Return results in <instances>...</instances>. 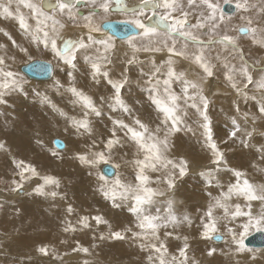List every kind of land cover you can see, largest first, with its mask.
Returning <instances> with one entry per match:
<instances>
[{"label": "snow or ice", "instance_id": "6c2138e0", "mask_svg": "<svg viewBox=\"0 0 264 264\" xmlns=\"http://www.w3.org/2000/svg\"><path fill=\"white\" fill-rule=\"evenodd\" d=\"M116 2L119 4L121 0ZM224 2L228 3L229 0ZM12 4L13 0L0 3V15L18 22L19 28L29 39V46L17 43L8 33H4L11 44L0 43V50H4V54H0V104L6 103L4 97L8 92H22L26 82L12 70L9 62L15 63L18 56L27 63L34 62L31 45L38 49L42 46L45 52H50L57 62L55 67L60 72H66L68 86L65 91L73 97L72 102L81 107L82 115L79 118L68 116L57 109L47 96H41V103L59 112L67 126L77 134L91 138L92 143L85 144L73 159L81 167L89 169L90 175H96L97 191L111 202L112 208L126 207L132 217L130 226L113 230L103 215H80L75 224L62 222L63 232L92 231L94 221L96 229L101 225L109 229L107 234L100 232L98 237L93 235L94 241L131 238L142 251L147 252L148 264H199L188 255L191 250L188 237L175 233V229L181 225L191 226L193 219L188 214L178 217L173 211L174 200L171 197L166 198L162 206H157L161 202L156 199L174 190L176 179L184 177L189 170L186 158L171 155L176 147L174 138L183 132L196 136L201 148L208 154V165L200 173L208 177V184L222 171L230 172L233 177L226 190L218 195L212 196L211 191L208 192L210 201L198 217L199 238L213 241L230 237L228 244L231 254L251 252L245 247L244 238L253 227L264 231V184L256 185L248 179L247 172L233 167L220 144L227 146L236 144L238 140L243 148H248L257 120L264 121V0H235L239 13L237 19L241 21L238 24L233 23L232 17L223 14V5L219 0H139L130 8L127 5L123 7L124 12L131 14L129 23L139 30L142 44L137 48L136 41L128 38L133 55L127 63H136L135 53L140 51L167 53L159 63L155 58L150 59L152 69L142 86L148 89L152 106L147 119L143 115L133 114L122 98V89L130 83L129 70H122L120 78L113 79L107 68V64L111 63L108 54L114 48L112 38L95 35L101 32V24L96 18L107 21L112 0H17L14 11ZM21 6L29 9L30 17L21 12ZM81 7L89 10L87 15L80 12ZM145 9L152 13L147 22L143 19ZM256 16L260 18L258 22ZM29 19L34 21V25L29 23ZM67 24L81 29L77 38L64 37L62 30ZM93 49L94 52H91ZM213 52L215 55H212ZM81 59L88 66V75L93 82L100 83L103 79L110 86V95H101L96 100L76 86L75 73ZM182 61L193 66L190 72L182 69ZM46 63L49 74L53 75L54 66L50 61ZM53 79L57 89L65 87L55 76ZM173 82L180 83L179 93L173 90ZM215 82H222L225 89L234 94L231 101L234 114L230 116L232 128L226 134L227 138L219 143L210 114L211 102L205 94V85L211 90ZM237 98L254 101L253 106L257 111H242ZM105 104L111 113L108 120L113 127L97 134L89 117L102 118ZM117 112L122 115H114ZM123 115H127V121L122 118ZM191 116L196 117L193 121L195 128L188 123ZM241 121L244 124L251 121L252 130L242 128ZM36 144L43 147L39 138ZM0 151H6L5 144L0 143ZM120 152H123L120 158L124 164L132 168L131 180L126 181L122 177L118 171L120 164L114 162V156ZM257 152L259 160H250L247 166L264 172V147L257 149ZM127 156L130 159H124ZM100 164L108 166L111 178L98 168ZM10 165L13 169V178L9 181L11 191L23 190L26 182L35 180L37 183L33 191L37 195L53 199L59 195L50 186L59 188L60 181L52 175L42 174L32 161L12 157ZM254 201L261 205L258 215L252 212ZM218 209L223 210L222 217L216 215ZM66 211L72 215L75 210L68 205ZM221 219L224 221L223 232L220 231ZM173 240H182V244L173 245ZM90 247L96 248L97 244L93 243ZM173 247L176 253L170 251ZM36 250L42 256L51 255L53 260L60 259L55 249L50 251L47 245H41ZM89 251L90 248L79 241L72 248V252L77 253L88 254ZM215 251V248H209L207 255L212 256ZM251 261L254 264V253ZM84 264L89 262L86 260Z\"/></svg>", "mask_w": 264, "mask_h": 264}, {"label": "bare ground", "instance_id": "6f19581e", "mask_svg": "<svg viewBox=\"0 0 264 264\" xmlns=\"http://www.w3.org/2000/svg\"><path fill=\"white\" fill-rule=\"evenodd\" d=\"M16 2H17V0H13V4H12L13 11L16 8ZM33 2H37V0H33ZM250 2H258V0H250ZM0 3H7V0H0ZM137 3H139V0H125L124 3H122V7L127 5L130 8ZM115 4H117V3H115ZM120 7H121V5H120ZM20 10L22 13L26 12V13H23L25 16L30 17L29 9L21 6ZM87 11H89L87 8H85V7L82 8V12L84 15L88 14ZM145 12H147L146 13L147 15L145 14L143 19L145 20V22H147V18L151 17L150 15H152V14H150V11L147 9H145ZM238 15H239V13L237 12L233 16H230L233 18V23L236 21ZM259 19H260L259 16L255 17V20L257 22L259 21ZM30 21L32 23H34V21H32L31 19H30ZM70 26L75 27L74 31L70 30ZM68 30H70V32ZM62 31H63L64 37L66 39H70V38H72V35L76 36L78 34V36H79L81 29L76 27L75 25L67 24ZM5 32L8 33L14 40L18 41L19 44L26 43L29 46V39L22 32V30L19 28L18 22L14 18H9V17H5L3 15H0V43L6 44V45L11 44V42L8 40V37L4 35ZM95 35L102 37L103 34L101 33V35H99V33H96ZM106 36L111 37V38L112 37L115 38L114 36H111L109 34H107ZM106 36H105V38H107ZM134 36H137V35H134ZM134 36H131V37L133 38ZM75 38H77V37H75ZM133 39L136 41V46L138 48H140L142 46L141 38L139 37V38H133ZM113 41H115V40H113ZM126 41L128 44V38L126 39ZM144 43H146V40L144 41ZM90 51L94 52V49L90 50ZM31 52H32V54H35V55H40V56H44V57H47V56L53 57L50 52H45L43 50L42 46L38 49L35 45H31ZM0 54H4V50H0ZM212 55H215V52H213ZM20 59H23V57L18 56L16 61L20 60ZM16 61H15V63H16ZM81 62L83 63L84 60L81 59L79 61V63H81ZM9 63L11 64V67L13 68V65L15 63H12V62H9ZM182 64L185 65L184 68L186 67V69H187V67L192 68V65H190L187 61H182ZM135 72L137 74L138 81L130 82L129 84H127L122 89V98L125 101V103L129 106V108L132 110L133 114L143 115L144 118L147 119L148 118L147 114L152 112V106H151L150 101L147 97L148 96V93H147L148 89L146 87H142L144 85V82H145L143 78L146 74L144 72V68H136ZM111 73H112L113 79H119L120 78V75H121L120 71L116 70V72H111ZM82 82H84V80H82ZM172 87H173V90L176 91L177 93L180 92L181 86L173 84ZM80 88H82L84 91H86L84 85H80ZM137 88H138V90H136ZM87 90L89 91V95L93 96V98L96 100H98L99 96L104 95V93L111 92L110 86L107 85V83L105 81H103V79H101L100 83H96V84H95V82H93L91 80L90 86ZM24 93H25L24 88H23L22 92H20V91L8 92V94L4 97V99L6 100V103L0 104V115L2 116V118L4 120V122H0V132L3 134L2 136L0 135V143L5 144V146H6V151H0V185L2 187L0 193L10 191L9 181L13 178V169L10 165V161H11L12 157H15L17 159L23 158L26 161H32L42 174H49V175L56 177L60 181L59 188H54L52 186H50V188H51V190L57 191L59 193V195L55 199H53L51 197H47V196L37 195L33 191V189L36 186L35 185L33 187V185L35 183H37V182H35V180H32L33 181L32 183H34V184L31 186V188L33 187V189H32V191H30V193H29L30 195H27L26 197H23V195L21 197L19 195V194H22V192H24L23 190L22 191L21 190L15 191V193L12 195L11 198L9 197V195L7 196L5 194H3V195L1 194L2 195L0 197V228H1V230L7 236H9V238L11 237L15 243L18 244L17 246H15V248H12V250H13V252H15V254L20 253V254H23L26 256H28V253H31V254L33 253L35 255L39 254L36 249H37V247H39L41 245H47L49 247L50 251L52 249H55V251L57 253L60 250H63L65 248V245L57 243V240L58 239L60 240V238H61V240L62 239L69 240L70 242H66V244L70 243L71 247L76 246V241H79L85 247H89L90 251L88 254H86L87 255L86 258L92 262H106V260L112 259L113 256L115 255L114 253L118 249L117 247H119L118 246L119 244L117 245V247H115L116 243L114 244V241H116V240L112 241V243H111L112 239H110V240L105 239L104 241H100L99 239H96L94 241L93 235L98 237L99 235H97V233L99 234L100 233L99 231L101 230V229L96 230V226L93 227L92 231L85 230V231H77L75 233L63 232V234H60L56 230L54 232V229L63 228L62 222L71 221L73 224H75L78 216L82 215L81 210H79L80 213H77L76 211H74V213L72 215H68V213L66 211L68 204H66V205H64V204L69 202V201L71 202L72 201L71 199H73L74 197H77V195H78V193L76 195H73V194L69 195L68 191L69 190L70 191L76 190L78 188V184L81 183V182H79L77 184V186H75L74 183H71L70 181L68 182L69 179L67 177H69L68 174H70V173H71V175L72 174H79L80 176H83L80 173V170H82L83 173H85V174H89V169L79 166V168H73L64 174L61 173L60 171H58V169H54V172L50 174V163L47 161V159L45 157L46 154L42 153L36 147H34V145L31 144L33 138H29L27 136L25 130L29 126H34L31 123V122H34L35 124H43V125L45 124L46 131L45 130L44 131L50 133L49 124L51 125L52 130H53V126L55 124H57L58 129L53 130V133H55V134L57 133L55 136H63L64 135L67 137V145L69 146L68 147L69 149L67 148V150L62 154H69V156L73 162H78L77 160L73 159V157H74L76 151L79 149V147L83 144H86V136H81V135L77 134L75 132V130L71 129L69 126H67V124L64 125V129H63V117L60 115H56L57 111L53 110V108L50 109V115L53 116L54 123H52V121L50 122V120H44L40 116H36L34 118L31 115H29L28 113H29L30 109L25 106V102L22 100V98L27 99V97H26V95H24ZM72 100H73V97L71 96L68 99H66L65 102H63L61 104V106L57 109H61L63 111L65 109H67V110L70 109L71 112L79 118L82 115L81 107L77 104H74L72 102ZM104 113L105 114L102 118H98L95 116L89 117V119L91 120L92 125L94 127V130L97 134L102 132V131H106L107 129H110L113 127L111 122L108 120V116L110 115V113L108 111L107 104L104 105ZM118 113L119 112L115 113L114 115H119ZM58 116L61 117V119H62V121L60 123L56 122ZM124 118H126V121L128 120L127 115H124ZM55 136H54V138H55ZM54 138H53V140H54ZM98 138H100V137L97 135V139ZM49 143H50V139L48 141V144ZM174 143H175L176 147H175L174 152L171 155H174L177 157L183 156L184 158H186L189 162V170L191 173H193L195 170H197V167H194L193 163L199 162L202 158H204L203 155L194 154L195 136L192 135L191 133L185 134V133L181 132L178 134V138H174ZM230 145L233 148V158L236 159L238 162V165L236 167H239L242 171L247 172V175H250V178H248V179L251 181V179L253 177L258 175L257 173H254V172H259V171L248 167L247 164H248V161L252 160V158H257L259 160V153L257 152V149H260L262 147H254L251 149L243 148L239 144L238 140H237L236 144H230ZM121 156H123V152L116 154L114 156V162L120 164L122 169H125V171H123L121 173L122 177L126 181L131 180L133 178L132 168L130 166H126L124 164V161L120 158ZM124 159H130V156L124 157ZM102 166L103 165H101L99 168L101 169ZM93 178L94 179H92V180L85 178L87 181H82L81 184H83V182H84V184L86 186L85 187L83 186L81 189H83V190L85 188L91 189V186H92L93 187L92 190L96 191V189H97V178H96V176ZM255 178H258V177H255ZM196 181L198 183V178L196 176H192V175L185 176L184 178L182 177V178L176 179L174 194L181 193V198H180L179 202H177V201H175L176 196L174 197V199H173L174 200L173 211L178 217H182L184 214H188L193 219V216H194V215L192 216L193 210L196 211V208L198 206L197 205V199L201 198V197H203V198L209 197L208 196L209 191H211V193L213 195H217V193H216L217 187H215L216 190H214L212 185H209L208 187H206L207 186L206 184H199L198 183V185L196 186ZM229 182H232V181L229 180L225 184L223 183L222 186L218 189H225L226 190V187H227ZM202 185H206L205 186L206 188H203L204 186H202ZM153 186H155V185H153ZM81 193H84L85 197L90 196V194H91L90 190H88V192L80 191V194ZM86 194H89V195H86ZM61 197H63V198H61ZM95 198L98 199L99 201H101L102 204L106 205V208L108 210L114 209V208H112L111 204H108L104 200H101L98 197V195L97 196L91 195V197H88V198L83 200L85 206L88 207L87 209H89V207L98 208L97 203L95 201ZM10 199H16V201L13 203H8L7 200H10ZM108 202H110V201H108ZM233 202H235V198H233ZM71 206H73V205H71ZM157 206H159V205H157ZM122 208L127 209L126 207H122ZM75 209H77V208H75ZM98 209L96 211L93 209L92 210L89 209V211H95L94 215H96V214H98L97 213ZM152 211L154 212L155 209L153 208ZM87 213H89V212H87ZM108 213H109V216H110V214H113V220L110 219L115 224V225L111 224L113 226V230H116V229L121 230L125 226H130V223L126 221V220H129L131 218L128 211L125 213V216L122 214H119L117 212V209H115L113 212H107V214ZM107 214L104 213V211H102L100 213V215H103L105 217V219L108 220L109 216ZM74 217H75V219H73ZM194 218H195V216H194ZM244 219H246V218H244ZM193 223H194V221H193ZM183 226H186V228H187L188 225L184 224ZM177 229L178 228H176L175 230H177ZM170 230H172V229H170ZM189 230H191V229L189 228ZM25 232H28V233H25ZM186 236L193 238L194 237V229L189 231L186 234ZM50 238H51V241H50ZM228 241H227V244L223 248V253H226L227 255H231V253L229 252ZM123 242L126 243L125 240ZM178 242H180V241H177V240L172 241V243H178ZM93 243L97 244L96 248L90 247ZM120 243H121V241H120ZM121 244H123V243H121ZM134 244L138 245V243H136V242H134ZM134 244L131 246V248L129 246V249H127L125 254L123 253L124 256L122 255V257H125V259H129L130 255H131V251L134 253L140 254V251L138 250L137 246H134ZM124 245H126V244H124ZM124 245H123V247H124ZM128 245H130V244L128 243ZM67 246H69V245L67 244ZM12 250H10V251H12ZM118 252H120V251H118ZM121 253H122V250H121ZM58 254H60V253H58ZM137 254L135 256H131V258H134V259L140 258V256ZM39 255H41V254H39ZM118 255H119V253H118ZM65 257L68 258L69 256H65ZM72 257H70L68 259H72ZM40 258H44V257L41 255ZM114 258L116 259V257H114ZM3 260L6 261V259H3ZM116 262H118V261H116ZM125 263H129V262H125ZM81 264H84V261Z\"/></svg>", "mask_w": 264, "mask_h": 264}, {"label": "rangeland", "instance_id": "374dc122", "mask_svg": "<svg viewBox=\"0 0 264 264\" xmlns=\"http://www.w3.org/2000/svg\"><path fill=\"white\" fill-rule=\"evenodd\" d=\"M124 1L125 0H123L122 2L124 3ZM219 2H220L221 5L231 4L235 8V0H229L228 3H225L224 0H219ZM115 3H117V2L112 0V7H115L116 10H111L110 9L109 13L107 14V21L106 22L119 21V22H128L129 23V20L131 19V16H130L131 14L124 12L121 9L120 5L118 3L117 4H115ZM82 8L83 7L80 8V12H82ZM221 11H222V9H221ZM237 12L238 11L235 8L233 13L228 14V13L223 12V14L227 17V16H233ZM23 13H26V12H23ZM87 13H88V11H87ZM146 13L147 12H145V14ZM82 14H83V12H82ZM150 14H152V13L150 12ZM101 15H104V14L101 12ZM150 16H152V15H150ZM96 19H97V21L100 24L105 22V21H101L99 17H97ZM29 23L34 24V23H32L30 21V19H29ZM238 23H241V21L236 19L234 24H238ZM74 28L75 27L70 26V30L74 31ZM70 30H68V31L70 32ZM101 33L104 35V36L102 35L101 38H103V37L105 38L107 33H105L102 29H101V32L99 33V35H101ZM75 37H78V34L76 36L72 35V38H70V39H73V38L75 39ZM106 37H108V36H106ZM133 38H139V35L137 34V36H134ZM126 39L118 40V39L112 37V43L114 45V48L108 54L109 59L111 60V63L107 64V68L111 72H116V70L121 72L124 69H128L129 71L127 72V75L129 77L130 82L138 81V77H137V74L135 72V69L136 68H144V72H145L146 75L144 76L143 79H144V81H146L147 78H148L147 74L150 73V70L152 69V65L150 63V59L151 58H155L157 63H159L161 58H166L167 53L166 52H164V53H147V52L140 51V52L135 53L136 63L129 65L127 63V60L132 58L133 53H132V49L128 46ZM113 40H115V41H113ZM16 42L18 43V41H16ZM8 45H10V44H8ZM22 45H24L26 47L28 46V44H26V43H23ZM260 54L261 53H257V55H260ZM32 55L34 57V61H44V62L50 61L52 63V65L54 66V71H53V75H51V77L49 78L50 80L48 79V80H39V81H37V80H32V79L28 78L21 71V68L23 66L29 64V63L26 62V60L24 58L20 59V60H17L18 62L16 61V63L13 65L12 70L15 71L20 78H22L24 81H26L24 83L23 88H24V91H25L24 95H26L27 99L26 98H22V100L25 102V106L30 109L28 114L31 115L34 118L36 116H40L42 119L50 120V122L52 121V123H54L53 116L50 115V109L52 107L50 105H48V104L41 103V96H47L48 99L51 101V103L53 105H55L56 108H59L61 106V104L63 102H65L66 99L71 97V94L65 91V88L68 86L67 85V75H66V72H60L59 68L55 67L57 62H56L54 57H50V56L44 57V56L35 55V54H32ZM184 66L185 65L182 64V62H181V67H182L183 70H188L190 72V70L192 69L190 67H187V69H186V67L184 68ZM53 76H55L56 79H59L61 81V83L65 87L57 89L54 86ZM75 76H76V86L80 88V85H84V87L86 89L85 92L87 94H89V91L87 89L89 88L92 79H91V76L88 75V66L84 62L83 63L82 62L78 63V71L75 73ZM162 78L163 77L161 76V79ZM82 80H84V82H82ZM173 84L181 86L179 82H175V83L173 82ZM136 90H138V88ZM213 92H218V93L221 92V93L219 95H212ZM147 93H148V96H149V91H147ZM225 93H227V94H225ZM110 94H111V92L104 93L105 96H108ZM205 94L208 95V98H209V100L211 102L210 114H211V118H212V121H213L214 132H215V135H216L218 143H219L220 140L227 138L226 134L232 128V125H231V122H230V116L232 114H234V110L231 108V101L233 99V95L234 94L228 92L225 89V87H224L222 82H215L212 85L211 90H209L208 86L205 85ZM237 99H238V102H239V105H240V108H241L242 111H249V112H256L257 111V108H255L253 106L254 103H255L254 101H247L246 102V101H244L241 98H237ZM64 112L68 116H76V115H74L71 112L70 109H68V110L65 109ZM118 114L119 115H116V116H121L122 115L121 113H118ZM56 115H59V113L57 112ZM122 118L126 120V118H124V115L122 116ZM195 119H196L195 116H191V118L188 121V123L191 124L194 128L196 127V125L193 123V121ZM61 121H62L61 117L58 116L56 122L60 123ZM0 122H4V120H3L1 115H0ZM31 123L34 126H29L25 130V132H26V134H27V136L29 138H33L31 144L34 145V147H36L39 151H41L42 153L46 154L45 157H46L47 161L50 163V174L54 172V169H58V171H60L61 173L64 174V173H67L69 170H71L73 168H79V166H80L79 162H73L72 159L70 158L69 154H62V153H64L67 150V148L69 146L67 145V137L66 136H64V135L63 136H55L57 133L56 134L53 133V130L58 129L57 124H55L53 126V130L51 129V125L49 124L50 133H48V132H45L46 131L45 124L44 125L43 124H35L34 122H31ZM65 124H67V123H66L65 118L63 117V129H64V125ZM241 125H242V128H246L248 130H252V127H253L251 121H249L248 124H244L243 121H241ZM0 135L2 136L3 134L0 132ZM54 136H55V138H54ZM37 138H39L42 141V143H43V147L42 148L41 147L39 148V146H37V144H36V139ZM53 138L61 140L64 143V148L61 149V150L57 149L53 145ZM49 139H50V143L48 144ZM90 143H92V140L88 136H86V144H90ZM249 144H250V146L248 147L249 149L254 148V147H264V121L257 120V122L255 124V132L253 133V136L250 138ZM84 145L85 144L81 145L78 150H83V146ZM220 147H221L222 150L225 151L226 156H227V158L230 161V164L233 167H236L238 165V162H237L236 159L233 158V148L231 147V145L229 144V145L226 146L223 143H221ZM53 153H55L56 155L54 156ZM194 154L203 155L204 158H202L199 162L193 163V166L197 167V170H195L196 172L194 171L193 173H191L190 170H188L189 172H187V174L185 176H189V175L196 176L198 178V183L199 184H206L207 185V186L206 185H202V186H204L203 188H206L209 185H212L214 190H216L215 187H217V192L216 193L218 195L221 190H225V189H218V188H220L222 186L223 183L225 184L229 180L233 181L232 174L230 172L229 173H225V172L222 171V172L216 174L215 179L212 181L211 184H208L207 183L208 177L207 176H201V174H200L204 170V168L208 165V159H207V155L208 154L201 148L200 142L197 140L196 136H195ZM172 156H174V155H172ZM174 157H177V156H174ZM253 159L258 160L257 158H252V160ZM101 165H104V164L98 165V168ZM118 171L120 173H122L123 171H125V169H122L121 166H120ZM93 172H95V170H93ZM80 173L83 176H80L79 174H72V175H71V173L68 174V176H69V177H67L69 179L68 182L70 181L71 183H74L75 186H77V184L79 182L82 183V181H87L86 179L92 180V179H94L93 177L96 176L94 174L93 175L85 174V173H83L82 170H80ZM254 173L258 174L257 176H255V177H258V178L253 177L254 179L252 178L251 181L253 183H255L256 185H258V186L264 184V172H254ZM248 178H250V175H248ZM32 182L33 181H30V182H26L24 184V188H25V189L23 188L24 192H22V194H19L21 197H22V195H23V197H26L27 195H30L29 194L30 191H32L33 187L36 185V183L34 184ZM35 182H37V181H35ZM81 183L78 184V188L76 190H71V191L69 190L68 191L69 195H72V194L76 195L77 193H78V195H77V197L73 198L74 200L71 199L72 200L71 202L69 201V202L65 203L64 205H66V204L73 205L72 206L73 209L77 213H80L79 210H81V214L82 215L83 214L84 215H89V214L90 215H94V212L99 208L98 211H97L98 214H100L102 211H104V213L107 214V212H113L115 209H117V212L119 214H122V215L125 216V213L127 212V209L115 208L113 210H108L106 208V205L102 204V202L99 201L96 198H95V201L97 203V207L98 208L89 207L90 210H92V209L95 210V211H89V209H87L88 207L85 206L83 200L88 198V197H91V195L92 196H97L98 195V197L101 200H104L108 204H111V203L106 201L103 198V196L100 194V192L97 191V189H96V191L92 190V188H93L92 186H91V189H86L85 188L84 189L85 191H84L81 188L83 186L85 187L86 185L84 184V182H83L84 185L81 184ZM198 183L196 181V186L198 185ZM32 185H33V187L31 188ZM1 188L2 187L0 185V191H1ZM88 190H90V193H91L90 196L85 197L84 193L80 194V191L88 192ZM10 191L9 192L0 193V197L3 194H5L7 196L9 195V197L11 198L12 195L15 192L14 191L10 192ZM86 195H89V194H86ZM175 196H176V200L175 201L179 202V200L181 198V193L174 194V190H172L170 192H166L164 197H157L156 199L161 202L158 205L162 206V203L166 200V198L171 197L172 199H174ZM212 196H216V195L212 194ZM15 201H16V199L7 200L8 203H13ZM209 201H210V197L198 198L197 199V205L198 206L196 208V211L193 210L194 214L192 213V216L193 215L195 216V218L193 216L194 223L192 224V226L191 227L187 226V228H186V226L181 225V226L178 227L177 230H175V233L177 235H180L181 237H183V236H186V234L189 231L194 229V237L191 238V237L187 236L188 237V243H189L190 249H191L188 252L189 257L190 258H194L195 260H197L199 262V264H252L251 257H252V255L254 253L255 254V262H254V264H264V248H250V247H246L245 246L247 249H251L252 251L251 252H245V253H242V254H236V255H233V254L227 255L226 253H223V248L227 244V241L230 240V237H225V239H221L220 242L204 241V240H201L199 238V234H198V231H197V226L199 225L198 217L203 214V211L207 208V205H208ZM75 208H77V209H75ZM198 209H199V211H198ZM245 210H247V209H245ZM87 212H89V213H87ZM252 212H253L254 215H258L261 212V205H260V203L258 201H254L253 202ZM107 215L109 216V213ZM216 215L218 217H222L223 216V210L222 209L216 210ZM73 219H75V217ZM110 219L113 220V214H110V216L108 217V220L110 221V224L115 225L114 222L112 220H110ZM131 219H132V217L129 220H126V221L130 222ZM92 224H93V227H94L95 226V222L92 221ZM219 224L221 226L220 227V231L223 232L224 221L222 219L219 220ZM188 227L191 230H189ZM112 228H113V226H112ZM99 229H101L99 232H104L106 234L109 231V229H108V227L106 225H101L99 227ZM55 230L57 232H59L60 234H63L62 228L54 229V232H55ZM116 230H120V229H116ZM169 231H172V230L169 229ZM255 232H258V230L255 227L251 228L249 230V234L245 238H247L248 236L252 235ZM25 233H28V232H25ZM97 235H99V234L97 233ZM127 235L130 236V234H127ZM8 238H9V236H7L0 228V251H1L0 252V260H1L0 264H61V262H62V264H81L83 261H86V260L89 262V264H148L147 259H146L147 252L142 251L137 244H134V241L131 238H128L127 240L125 239L126 243L123 242L124 240H116L117 242L114 241V240H111V243H112V241H114V244L116 243L115 247H117V245L119 244L118 245L119 247H117L119 250L117 249V251L114 253L115 255L113 256V258L109 259V260H106V262H92V261H90V260H88L86 258L87 255L85 253L72 252V248L75 247V246L71 247L70 243H67L69 246H67L66 243H61V241L64 240V239L61 240V238H60V240L59 239L57 240V243L65 245V248L63 250H60L59 252H57V254L60 253L59 254L60 259H58V260H53L51 255L50 256H43L44 258H40L41 255H39V254L35 255L33 253H32L33 255L31 253H28V256L20 254V253H18V254L16 253L15 254V252H13L12 248H15V246H17L18 244L15 243L14 240L11 237L9 239ZM50 241H51V238H50ZM64 241L70 242L67 239H65ZM120 241L123 244H121ZM128 243L130 245H128ZM132 243L134 244V246H137L138 250L140 251V254H137V253H134V252L131 251L130 258L129 259H125V257H122V255L124 256V254L127 251V249H129V246L131 248V246L133 245ZM124 244H126V245H124ZM181 244H182V240H180V242H178V243H173V245H181ZM123 245H124L125 248L123 247ZM209 248H215L216 249V251L214 252V254L212 256H208L207 255V250ZM10 250H12V251H10ZM121 250H122V253H121ZM118 251H120V252H118ZM170 251L173 252V253L177 252L175 247L171 248ZM65 253H67V255H65ZM118 253H119V255H118ZM136 254L139 255L140 258H135V259L131 258V256H135ZM65 256H69L68 258H70L72 256L73 257H72V259H68ZM114 257H116V259ZM3 259H6V261L3 260ZM116 261H118V262H116ZM125 262H129V263H125Z\"/></svg>", "mask_w": 264, "mask_h": 264}, {"label": "water", "instance_id": "95a60500", "mask_svg": "<svg viewBox=\"0 0 264 264\" xmlns=\"http://www.w3.org/2000/svg\"><path fill=\"white\" fill-rule=\"evenodd\" d=\"M122 3L123 2L121 0V3H119L121 5V9H123ZM234 9V6L231 4H224L222 7V11L228 14L233 13ZM111 10H116V8L112 7ZM101 29L107 34L114 36L118 40L137 35L139 32V30L136 29L134 25L128 22L119 21L103 22L101 24ZM21 71L32 80H48L51 77L48 72L47 63L44 61H34L32 63H29L23 66L21 68ZM53 145L60 150L64 148V143L58 139L53 140ZM101 170L104 175L108 176L109 178L111 177L112 174L110 171H108V166L103 165L101 167ZM213 241L220 242L221 239H215ZM244 244L246 247L250 248H264V232L258 231L253 233L252 235L244 239Z\"/></svg>", "mask_w": 264, "mask_h": 264}]
</instances>
